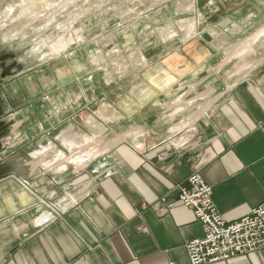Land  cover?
I'll return each instance as SVG.
<instances>
[{"label":"crops","instance_id":"1","mask_svg":"<svg viewBox=\"0 0 264 264\" xmlns=\"http://www.w3.org/2000/svg\"><path fill=\"white\" fill-rule=\"evenodd\" d=\"M191 13L198 34L142 51L133 72L0 58V122L25 139L0 150V264H190L204 230L175 187L195 173L228 222L264 202V40L251 44L264 0H197ZM209 87L222 99L177 126L198 110L179 99ZM216 264H264V250Z\"/></svg>","mask_w":264,"mask_h":264},{"label":"rangeland","instance_id":"2","mask_svg":"<svg viewBox=\"0 0 264 264\" xmlns=\"http://www.w3.org/2000/svg\"><path fill=\"white\" fill-rule=\"evenodd\" d=\"M187 1L190 4L185 5ZM196 10L197 0H0V57L95 58L98 70L133 72L142 66L138 57L142 51L164 53L179 45L178 39L198 34V20L191 13ZM263 35L264 29L251 44L264 40ZM247 40L243 55L253 50ZM160 42L165 45L159 53L155 45ZM227 50L232 58L239 53ZM228 82L230 87L235 81ZM197 95L179 99L180 109L195 103L198 110L177 126L203 116L223 97L211 87ZM202 109L206 112L198 116Z\"/></svg>","mask_w":264,"mask_h":264},{"label":"built area","instance_id":"3","mask_svg":"<svg viewBox=\"0 0 264 264\" xmlns=\"http://www.w3.org/2000/svg\"><path fill=\"white\" fill-rule=\"evenodd\" d=\"M14 117V114L10 115L12 120ZM24 142L22 137L10 136L8 144L11 147ZM175 190L178 201L194 212L204 230L203 237L187 243L190 264L227 262L264 250V202L240 220L228 222L215 207L212 187L199 173L193 174L186 184L176 186ZM161 202L167 204V199L163 198Z\"/></svg>","mask_w":264,"mask_h":264},{"label":"water","instance_id":"4","mask_svg":"<svg viewBox=\"0 0 264 264\" xmlns=\"http://www.w3.org/2000/svg\"><path fill=\"white\" fill-rule=\"evenodd\" d=\"M0 69H1V66H0ZM8 74H9L8 71L4 69L3 74L0 76V89H1L2 85L4 84V80ZM13 124H14V122H13ZM13 124L11 123V126ZM9 134H10V130H7L5 125L0 122V141H1V139H5L4 140V143H5L4 148H2L3 145L0 148L1 152H3V153H4L6 148L10 147V144H8V141L10 140ZM2 164H3V162L0 161V167L2 166Z\"/></svg>","mask_w":264,"mask_h":264},{"label":"bare ground","instance_id":"5","mask_svg":"<svg viewBox=\"0 0 264 264\" xmlns=\"http://www.w3.org/2000/svg\"><path fill=\"white\" fill-rule=\"evenodd\" d=\"M206 109H207V108H206ZM206 109H202V111L198 114V116H199L202 112H204V110L206 111ZM198 116H197V117H198ZM191 118H192V117H191ZM194 119H196V118H194ZM194 119H193V120H194ZM188 122H190V121H188ZM182 125H183V124H182ZM186 125H188V123H186ZM178 129H179V127H178ZM115 144H116V142H115Z\"/></svg>","mask_w":264,"mask_h":264},{"label":"flooded vegetation","instance_id":"6","mask_svg":"<svg viewBox=\"0 0 264 264\" xmlns=\"http://www.w3.org/2000/svg\"><path fill=\"white\" fill-rule=\"evenodd\" d=\"M1 58V57H0Z\"/></svg>","mask_w":264,"mask_h":264}]
</instances>
